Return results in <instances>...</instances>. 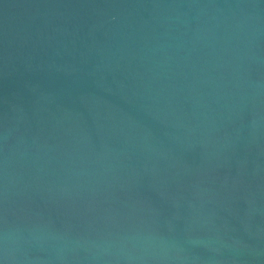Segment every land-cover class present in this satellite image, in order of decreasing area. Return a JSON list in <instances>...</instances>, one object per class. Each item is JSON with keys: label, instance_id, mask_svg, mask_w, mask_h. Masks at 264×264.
<instances>
[{"label": "water", "instance_id": "95a60500", "mask_svg": "<svg viewBox=\"0 0 264 264\" xmlns=\"http://www.w3.org/2000/svg\"><path fill=\"white\" fill-rule=\"evenodd\" d=\"M0 264H264V0H0Z\"/></svg>", "mask_w": 264, "mask_h": 264}]
</instances>
